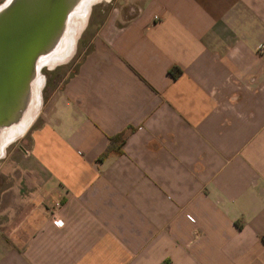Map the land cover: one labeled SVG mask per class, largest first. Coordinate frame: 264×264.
I'll return each instance as SVG.
<instances>
[{"label": "crops", "instance_id": "crops-1", "mask_svg": "<svg viewBox=\"0 0 264 264\" xmlns=\"http://www.w3.org/2000/svg\"><path fill=\"white\" fill-rule=\"evenodd\" d=\"M119 2L28 134L47 191L0 164V264H264V0Z\"/></svg>", "mask_w": 264, "mask_h": 264}, {"label": "water", "instance_id": "water-1", "mask_svg": "<svg viewBox=\"0 0 264 264\" xmlns=\"http://www.w3.org/2000/svg\"><path fill=\"white\" fill-rule=\"evenodd\" d=\"M85 2L5 0L0 4V157L9 132L32 117L39 67L65 50L71 16L81 13Z\"/></svg>", "mask_w": 264, "mask_h": 264}, {"label": "rangeland", "instance_id": "rangeland-1", "mask_svg": "<svg viewBox=\"0 0 264 264\" xmlns=\"http://www.w3.org/2000/svg\"><path fill=\"white\" fill-rule=\"evenodd\" d=\"M4 1L5 0H0V4ZM126 7L128 6L120 3L119 0H100L90 3L88 11H86V8H84L82 13L85 14V17L84 20L81 21V23H76L75 25H73L75 20L73 18L74 16H71V31L66 43L67 46L65 50L50 57L39 67V77L37 80L38 86L36 90L37 98L35 101V107L37 108V111L31 121L28 122L26 129L22 133H20V135L11 137L7 140L3 149L2 156L0 157V164L2 163V171L4 173H8L11 170L10 174L15 180L12 187H8L10 188L12 194H14L20 187L23 194H25L26 190L28 193H33L36 195H38L39 192L47 191L48 186L43 182V179L39 177L37 171H32L34 169L28 167V160L26 156L28 134L32 126L37 125V123L41 121L43 114L48 109V106L50 104V96L53 90L57 87L65 74L68 73L77 63L81 53L84 51L88 44V40L94 34L98 25L108 15H115L116 13H119L121 15L124 14V9ZM76 31L78 35L73 38ZM36 120L37 122H34ZM27 176L35 177L32 184L33 187L31 189H29L30 183L26 182ZM8 179L9 178H7V180ZM54 200L55 199L51 200L49 208L52 207V203Z\"/></svg>", "mask_w": 264, "mask_h": 264}, {"label": "bare ground", "instance_id": "bare-ground-1", "mask_svg": "<svg viewBox=\"0 0 264 264\" xmlns=\"http://www.w3.org/2000/svg\"><path fill=\"white\" fill-rule=\"evenodd\" d=\"M95 1H100V0H86V2H85V3L83 4V6L81 7V8H82L81 10H84V8H86V11H88V9H89V4H90V3H93V2H95ZM72 16H74L73 18H74V20L76 21V22L74 21V24H73V25H75L76 23H81V21L84 20L85 14L82 13V12H81V13H74ZM76 35H78L77 31L75 32L73 38H74ZM50 62H51V61H50ZM36 84H37V83H36ZM37 85H38V84H37ZM36 111H37V108L34 107V108H33V112H32V117H31V119L34 117ZM31 119L29 120V122L31 121ZM27 121H28V120H27ZM27 125H28V122L20 123V124L16 125L15 128H13V129L9 132V134H8L7 137H6V139L8 140V139H10L11 137H14V136L20 135V133H22V132L26 129ZM4 146H5V145H4ZM2 151H3V150H2ZM2 153H3V152H2ZM2 153H1V154H2Z\"/></svg>", "mask_w": 264, "mask_h": 264}, {"label": "trees", "instance_id": "trees-1", "mask_svg": "<svg viewBox=\"0 0 264 264\" xmlns=\"http://www.w3.org/2000/svg\"><path fill=\"white\" fill-rule=\"evenodd\" d=\"M168 71L173 76H177L180 72V67L173 65L169 68ZM129 131H130V128L125 129V130L117 133L116 135L109 137L110 143L108 144L107 148L104 150V152L102 153L101 156H105L111 150L121 151L122 150L121 146H122L123 142L125 141Z\"/></svg>", "mask_w": 264, "mask_h": 264}, {"label": "built area", "instance_id": "built-area-1", "mask_svg": "<svg viewBox=\"0 0 264 264\" xmlns=\"http://www.w3.org/2000/svg\"><path fill=\"white\" fill-rule=\"evenodd\" d=\"M260 49H264V41L263 43L260 45ZM62 201L61 199H55L52 203V207H51V214L52 217L60 224H63V219H61V217L58 215V208L61 206Z\"/></svg>", "mask_w": 264, "mask_h": 264}]
</instances>
